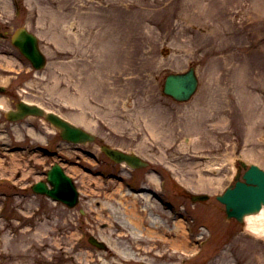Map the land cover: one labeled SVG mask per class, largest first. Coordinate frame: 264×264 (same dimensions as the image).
<instances>
[{"label": "rangeland", "instance_id": "1", "mask_svg": "<svg viewBox=\"0 0 264 264\" xmlns=\"http://www.w3.org/2000/svg\"><path fill=\"white\" fill-rule=\"evenodd\" d=\"M0 24L9 32L0 37V84L7 87L0 98L8 101L0 109V264H105L100 257L108 254L89 251L85 238L78 241L80 229L69 233L71 225L79 226L69 213L78 209L93 221L89 228L106 239L115 259L128 241L150 242L131 223L125 224L132 237H119L117 223L131 211V195L119 201L112 194L102 196V189L126 188L118 179L104 181L97 174L121 172L108 163L101 142L147 157L153 169H138L134 181L161 189L160 176H166L164 189L171 190L172 200L210 227L212 235L201 249L194 242L187 248L189 264H264V238L251 234L246 224L227 220L216 199L234 183L240 157L264 168V0H0ZM21 25L40 38L47 57L43 69H33L12 44L10 34ZM191 66L199 77L196 94L186 102L165 95L166 75ZM19 99L57 112L97 136L83 147L100 161L81 157L93 174L80 167L71 170L81 189L72 211L11 186L21 184L16 170H23L24 177L28 171L22 153L10 154L4 142L44 144L48 136L55 137V145L61 141L43 118L29 117L11 128L4 111ZM30 122L45 133L35 134ZM73 149L64 145L68 155L76 154ZM122 175L123 181L132 179L128 172ZM210 177L220 181L208 182ZM189 193L210 197L193 203ZM161 213L168 221L167 213ZM159 228L153 235L163 237V231L174 229L179 237L167 243L185 245L180 222ZM58 229L65 231L63 236ZM197 250L200 254L193 256ZM172 255L144 259L171 264L178 258Z\"/></svg>", "mask_w": 264, "mask_h": 264}, {"label": "water", "instance_id": "2", "mask_svg": "<svg viewBox=\"0 0 264 264\" xmlns=\"http://www.w3.org/2000/svg\"><path fill=\"white\" fill-rule=\"evenodd\" d=\"M13 42L17 44L20 49L32 60L36 67H41L44 64V56L38 49L37 37L27 31L26 29L18 30L13 36ZM198 84V79L191 68L185 74H170L165 81V92L173 95L178 100H187L195 92ZM0 90H3L1 88ZM17 111H11L7 115L9 118L17 119L22 118L27 114H39L45 116L54 126L61 131L63 138L72 140L74 142H85L86 140H93L95 137L82 130L81 128L70 123L60 115L54 112H47L43 108L36 105H29L25 102L17 104ZM102 149L114 160L126 161L132 166H142L146 163L142 161L138 156L134 154H127L118 149L103 146ZM244 167H247V163L241 161ZM63 177V173L59 171V174L51 173L50 180L56 185L57 189L53 191L47 190L44 184L37 185L40 187L38 190L56 196V192L61 189V183L59 177ZM245 181L239 179V174L236 176L237 182L235 186H230L227 190L218 196L223 203L226 204V212L228 217H236L239 221H243L246 214L258 212L264 204V169L260 168L256 164H250L249 168L243 175ZM76 192L74 191V198L70 204H74L76 201ZM207 195H193L192 199H205ZM98 243L96 241H93Z\"/></svg>", "mask_w": 264, "mask_h": 264}, {"label": "bare ground", "instance_id": "3", "mask_svg": "<svg viewBox=\"0 0 264 264\" xmlns=\"http://www.w3.org/2000/svg\"><path fill=\"white\" fill-rule=\"evenodd\" d=\"M8 107V101L7 99L0 98V109H6ZM49 127V126H48ZM243 162L247 163L249 165V162L242 159ZM256 164V163H255ZM236 171V170H235ZM219 182L220 179L216 177H210L208 179V182L212 181ZM215 183V182H214ZM211 185H214L213 183H210ZM133 211H125L126 212V219L129 220L130 223L134 224L136 227H140L141 224V216L137 213L135 210V207L133 206ZM243 222L246 224V229L253 235L264 238V206L262 209L255 214H248ZM139 225V226H138ZM147 230H150L151 232L153 229L148 228ZM153 233V232H152ZM11 240H14L13 238Z\"/></svg>", "mask_w": 264, "mask_h": 264}, {"label": "flooded vegetation", "instance_id": "4", "mask_svg": "<svg viewBox=\"0 0 264 264\" xmlns=\"http://www.w3.org/2000/svg\"><path fill=\"white\" fill-rule=\"evenodd\" d=\"M139 190H140V193L143 192V191H145L146 194H149L150 197H151V200H161V201H165L166 204L168 202V199L167 198H159V196L155 192H153L151 189H139ZM187 197H189L188 194H187ZM86 221L90 225L93 224V221L90 220V219H88ZM171 239H172V237H171ZM157 245L160 247V251H159L160 252V255H162V254L165 253V255L163 256V258H166V256H169L170 254L172 255L173 249H170V248H172L171 246L168 247V248H163V243H161V242L160 243H157ZM132 246L133 245H130V247H132ZM140 247H141V244H140ZM119 252L123 253L124 255L127 254V255H130V256H134V259L141 258V255L140 254L142 253L141 250L140 251H137V250H132V249H125V250L122 249ZM174 252H177V251L174 250ZM110 253H111V256L114 257L113 252L110 251ZM155 253H157V251H155ZM186 263H188V260H187ZM127 264H142V263L139 262V263H127Z\"/></svg>", "mask_w": 264, "mask_h": 264}]
</instances>
